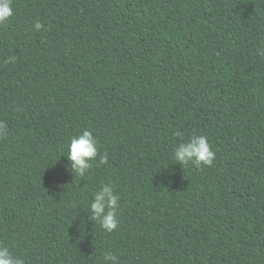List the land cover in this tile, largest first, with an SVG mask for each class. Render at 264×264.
I'll list each match as a JSON object with an SVG mask.
<instances>
[{
  "label": "trees",
  "instance_id": "16d2710c",
  "mask_svg": "<svg viewBox=\"0 0 264 264\" xmlns=\"http://www.w3.org/2000/svg\"><path fill=\"white\" fill-rule=\"evenodd\" d=\"M13 8L0 24V244L25 264H264V0ZM84 130L98 156L80 177L66 154ZM194 134L211 166L174 160ZM104 184L120 196L111 234L87 212Z\"/></svg>",
  "mask_w": 264,
  "mask_h": 264
},
{
  "label": "clouds",
  "instance_id": "9594fccd",
  "mask_svg": "<svg viewBox=\"0 0 264 264\" xmlns=\"http://www.w3.org/2000/svg\"><path fill=\"white\" fill-rule=\"evenodd\" d=\"M14 15L13 0H0V24H4ZM34 29L40 31L44 25L40 21L34 23ZM257 55L264 58V47L257 49ZM10 57L7 62H13ZM7 131V124L0 121V135ZM68 164L66 168L75 176L84 177L92 167V161L98 156L97 140L93 133L84 130L81 134L71 138L67 150ZM216 153L204 135H192L186 142L180 143L174 150V160L182 166L195 165L196 167L211 166ZM108 156L103 155L99 164H107ZM120 196L114 191L111 184H104L93 195L88 206V219L99 223L100 227L111 234L117 230L119 219L117 216ZM104 260L110 264H118L115 255L105 253ZM0 264H25V261L13 255L9 247L0 244Z\"/></svg>",
  "mask_w": 264,
  "mask_h": 264
}]
</instances>
